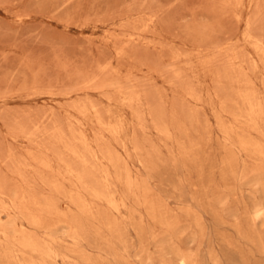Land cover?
Returning a JSON list of instances; mask_svg holds the SVG:
<instances>
[{"label":"rangeland","instance_id":"obj_1","mask_svg":"<svg viewBox=\"0 0 264 264\" xmlns=\"http://www.w3.org/2000/svg\"><path fill=\"white\" fill-rule=\"evenodd\" d=\"M247 1L240 10L234 0H0V264H183L182 256L188 264H264V110L251 122L239 93L252 80L264 107V45L259 53L244 38L251 21L264 44V0ZM130 34L136 41L128 43ZM205 47L210 57L196 54ZM115 87L140 91L141 115L111 106ZM92 105L125 114L122 137L93 120ZM80 133L99 152L91 177L67 147L71 137L70 148L84 152L73 139ZM70 167L86 184L66 175ZM96 186L126 208L93 197ZM24 235L52 257L22 247Z\"/></svg>","mask_w":264,"mask_h":264},{"label":"bare ground","instance_id":"obj_2","mask_svg":"<svg viewBox=\"0 0 264 264\" xmlns=\"http://www.w3.org/2000/svg\"><path fill=\"white\" fill-rule=\"evenodd\" d=\"M175 1V0H174ZM182 1V0H181ZM246 2V0H234V2L232 3V6L233 7H238V8H240V10H243L244 9V7H245V4H247V3H245ZM248 2V6L247 7H249V8H252V6L254 5V0H249V1H247ZM179 3V2H178ZM171 4V3H170ZM177 4V3H176ZM225 5V4H224ZM175 7V6H174ZM222 7V6H221ZM235 11V10H234ZM236 12V11H235ZM236 15H237V17H239V18H241V14L240 13H236ZM148 21H153V19L152 18H150ZM141 22V21H140ZM136 25V24H135ZM134 25V26H135ZM146 26H147V24H146ZM246 26H247V29H246V32H245V36H244V38H245V40L246 41H248V43L255 49V51L257 50L258 52L259 51H261V52H263L262 51V45H264L263 44V42H262V36H261V34H256V33H254L253 32V25H252V22L250 21V22H248V23H246ZM136 27V26H135ZM143 27V26H142ZM259 28V27H258ZM133 29V28H132ZM257 29V28H256ZM137 31V30H136ZM146 31V30H145ZM149 31V30H148ZM258 31V30H257ZM140 32V31H139ZM131 38H132V41H128V43H132V42H134V41H136V39H135V34H130L129 35ZM138 36V35H137ZM139 38V37H138ZM217 43V42H216ZM225 43V42H224ZM154 44V43H153ZM200 44V43H199ZM144 45V44H143ZM193 45V44H192ZM214 44H212L211 46L212 47H215V46H213ZM217 45V44H216ZM220 45V44H219ZM225 44H222L221 43V45H220V47L217 45V47H218V49H219V54L218 55H220L221 54V56H223V54H224V52H225V48H226V46H224ZM203 47V46H202ZM230 47H232V46H230ZM207 47H205L204 48V50L202 49V50H198V51H196L197 53L196 54H198L199 56L201 55H203L204 54V52H205V49H206ZM210 48V47H209ZM208 48V49H209ZM181 49V48H180ZM215 49V48H214ZM242 49V48H241ZM264 49V48H263ZM129 50V49H128ZM136 50V49H135ZM207 50V49H206ZM210 50V49H209ZM217 50V49H216ZM138 51V50H137ZM186 50H183V54H184V52H185ZM195 51V50H194ZM237 51V50H236ZM127 51L125 50V49H121L120 51H119V53L118 54H120V55H125V53H126ZM142 52V51H141ZM187 52V51H186ZM207 52V51H206ZM205 52V53H206ZM210 52V51H209ZM209 52L208 53H206V55H208L209 54ZM258 52H256L257 53V56H258V54L260 53H258ZM128 53V52H127ZM176 53V52H175ZM192 53V52H191ZM178 54V53H177ZM182 54V53H181ZM181 54L179 55L178 54V56H174L173 57V55L174 54H172V57L171 58H173V60H175V63L179 60V58H181L182 56L184 57L185 56V54L183 55L182 54V56H181ZM239 54H241V53H239ZM263 54H264V52H263ZM127 55V54H126ZM214 55V54H213ZM213 55L211 56V57H213ZM261 55H262V53H261ZM129 56H131V55H129ZM149 56V55H148ZM193 56V55H192ZM186 57V56H185ZM204 57H210L209 55L208 56H204ZM121 58V57H120ZM146 58V57H145ZM149 58V57H148ZM197 58V57H196ZM200 58H203V57H200ZM261 58V57H260ZM166 59V58H165ZM208 59V58H207ZM149 60V59H148ZM172 60V59H171ZM181 60V59H180ZM212 60V59H211ZM210 60V61H211ZM240 60V59H239ZM118 61V60H117ZM188 61V60H187ZM186 61V62H187ZM208 61V60H207ZM214 60H212V62H213ZM261 61H263V60H261ZM188 62H190V61H188ZM187 62V63H188ZM192 62V61H191ZM241 62H243L242 60H241ZM252 62H254V70L255 71H257V69L259 68L258 67V63L256 64V62H255V60H253ZM135 63V62H134ZM174 63V62H173ZM206 63V60H205V62L203 63V64H205ZM105 64V63H104ZM121 64V63H120ZM144 64V63H143ZM208 64H211V62L210 63H208ZM207 64V65H208ZM253 64V63H252ZM140 65V64H139ZM164 65V64H163ZM209 66V65H208ZM143 67V66H142ZM111 69V68H110ZM179 70V69H178ZM177 70V74H179L180 72L179 71H182L181 69L178 71ZM190 70V69H189ZM194 70V69H193ZM254 71V72H255ZM110 72V71H109ZM111 72H113V71H111ZM131 72V71H130ZM195 72V71H194ZM244 72V71H243ZM185 73H186V71H185ZM90 74V73H89ZM176 74V75H177ZM183 74V73H182ZM243 74V73H242ZM112 75V74H111ZM175 75V76H176ZM180 75H181V73H180ZM219 75V74H218ZM239 75V74H238ZM127 77H128V75H126ZM199 76V75H198ZM235 76V75H234ZM244 76V75H243ZM162 77H164V76H162ZM178 77H179V75H178ZM182 77H184L183 75H181V79H182ZM190 77V76H189ZM188 77V78H189ZM228 77V76H227ZM245 77V76H244ZM250 77V76H249ZM131 78H133V76L131 77ZM171 78V77H170ZM187 78V77H186ZM221 78H223V76H221ZM225 78V77H224ZM179 79H180V77H179ZM244 79H246L247 80V78L245 77ZM130 80V79H129ZM183 80V79H182ZM185 80V79H184ZM193 80V79H192ZM246 80H244L245 82H246ZM199 81V80H198ZM239 81V80H238ZM250 81H252V80H250ZM248 82V84H247V86H246V88H243V89H240L239 87V89H240V91H239V93H240V97H244V98H246L247 99V102H248V105H249V109L247 110V108H245L246 110V112H248V113H246V112H244V113H246L245 115H246V117L247 116H250L249 118L251 119V122H254V121H256L255 120V118H258V116H260V115H262L263 114V110H264V107H263V105H262V103L254 96V92H252V88H253V86L255 85H253L251 82ZM182 82V81H181ZM186 82V81H185ZM194 82V81H193ZM222 82V81H221ZM187 83V82H186ZM247 83V82H246ZM188 84H190L189 82H188ZM179 85V84H178ZM187 85V84H186ZM185 85V86H186ZM253 85V86H252ZM188 86V85H187ZM188 88H190V85H189V87ZM192 88V87H191ZM233 88V87H232ZM238 88H237V94H238ZM185 89H187V88H185ZM107 90V89H106ZM133 90V92H129V91H127V90H125L124 89V87L123 88H121V87H118V88H116L115 87V89H114V93L112 94V95H108V96H106L107 97V99L109 100V102L111 103V106L114 104H116V105H120V106H125V107H127V108H129V109H131L132 111H133V109H134V111L133 112H135V114H137L136 113V111H135V108L136 107H138V105L141 103V94H139V92H138V90L137 89H135L136 91H134V89H132ZM131 90V91H132ZM187 91H191V90H187ZM235 91V90H234ZM51 92V91H50ZM166 93V92H165ZM190 93L191 92H189V95H190ZM193 93H195L194 91H193ZM253 93V94H252ZM160 94H162V93H160ZM256 94V93H255ZM191 95H192V93H191ZM191 95H190V97H191ZM195 95V94H194ZM197 95V94H196ZM200 95H202V94H200ZM156 96V95H155ZM162 96V95H161ZM173 96V95H172ZM149 97V96H148ZM192 97H193V95H192ZM195 97V96H194ZM90 98V97H89ZM198 97H196L195 99H197ZM153 99V98H152ZM168 99V98H167ZM242 99V98H241ZM148 100V99H147ZM173 100V99H172ZM243 100V99H242ZM84 101H87V100H84ZM152 101V100H151ZM174 101H177V100H174ZM152 102H155V100L154 101H152ZM160 102H161V100H160ZM198 102V101H197ZM87 103V102H86ZM164 103V102H163ZM176 103V102H175ZM182 103V102H181ZM245 103V102H244ZM165 105H166V103H164ZM162 105V104H161ZM172 105V104H171ZM74 106V105H73ZM157 106V105H156ZM176 106H177V103H176ZM185 106V105H184ZM246 106V105H245ZM92 107V109L94 110V116L92 115V113H91V115H92V118H93V120H95L96 122H97V124L98 125H100L102 128H103V130H105V131H107L110 135H112L111 137H116L117 139L118 138H120V137H122L123 136V134L125 133L124 131H125V129H124V121H125V119H124V113H122V114H120V113H118L119 111H117V112H114V111H109V114H108V116L107 115H103L102 113H101V111L96 107V106H94V105H92L91 106ZM117 107V106H116ZM159 107V106H158ZM113 108V107H112ZM111 108V109H112ZM175 108V107H174ZM86 109H87V111H88V108H86V107H83L82 108V113H84V115H86ZM120 109V108H119ZM159 109V108H158ZM162 109V108H161ZM161 109H159L160 111H162ZM176 109V108H175ZM177 109H178V107H177ZM194 109V108H193ZM217 109V108H216ZM114 110V109H113ZM136 110H138V108H136ZM155 110V118L157 117V115H156V111H157V109H154ZM187 110V109H186ZM197 110V109H196ZM92 111V110H91ZM122 111H125L124 109H122L120 112H122ZM165 111V110H164ZM183 111V110H182ZM126 112V111H125ZM139 110H138V114H139ZM159 112V111H158ZM178 112V111H177ZM89 113V114H90ZM142 113V112H141ZM153 113V112H152ZM161 113V115H163L164 113L163 112H159L158 114H160ZM175 113V112H174ZM185 113V112H184ZM188 113V112H187ZM78 114V113H77ZM88 114V113H87ZM180 114V113H179ZM189 114H190V112H189ZM139 115H141V114H139ZM139 115H137V117L139 116ZM143 115H145V114H143ZM154 115V114H153ZM241 114L239 115V119H241ZM244 116V115H243ZM264 116V115H263ZM143 117V116H142ZM142 117H139L138 119H139V121H141V118ZM235 117H237L236 115H235ZM127 118V117H126ZM135 118V117H134ZM144 118V117H143ZM157 118H159V117H157ZM195 118H196V115H195ZM184 119H185V116H184ZM193 119V118H192ZM143 120V119H142ZM160 120V119H159ZM197 120V119H196ZM195 120V121H196ZM201 120V119H200ZM249 120V119H248ZM144 121V120H143ZM156 121V120H155ZM161 121V120H160ZM33 122V121H32ZM179 122V121H178ZM158 123V122H157ZM168 123V122H167ZM250 122H248V124H249ZM80 124V123H79ZM196 124V123H195ZM250 124H252V123H250ZM249 124V125H250ZM261 124V123H260ZM126 125V124H125ZM165 125V124H164ZM222 125V124H221ZM135 126H136V124H135ZM178 126H180V125H178ZM253 126H254V128H256L257 127V124L255 123V124H253ZM24 127V126H23ZM165 127V126H164ZM164 127H163V129H164ZM252 127V126H251ZM25 128V127H24ZM32 128V127H31ZM157 129H159L158 127H156ZM166 128V127H165ZM163 129H161V130H163ZM169 129V128H168ZM181 129V128H180ZM23 130V129H22ZM40 130V129H39ZM135 130V129H134ZM170 130V129H169ZM97 131H99V130H97ZM140 131V130H139ZM161 132V131H160ZM17 133H18V130H17ZM59 133H60V136L61 137H63V135H62V133L59 131ZM95 133V132H94ZM163 133H165L164 132V130H163ZM171 133V132H170ZM251 133V132H250ZM74 134V133H73ZM104 134V133H103ZM141 133H139V135H140ZM162 134V133H161ZM166 134V133H165ZM258 134V133H257ZM16 135V134H15ZM19 135H21V134H19ZM57 135H58V133H57ZM57 135H55V136H57ZM97 135V134H96ZM122 135V136H121ZM169 134H166V136H168ZM29 136V135H28ZM59 136V137H60ZM65 136V135H64ZM67 136V135H66ZM65 136V137H66ZM16 137H18V136H16ZM33 137V136H32ZM31 137V135H30V138H32ZM58 137V136H57ZM57 137H55V138H57ZM58 137V138H59ZM64 137V138H65ZM168 137H171V135H169ZM29 138V139H30ZM64 138H62V140H64ZM68 138V136L65 138V140ZM71 138V137H70ZM70 138H68L67 140H68V142H69V144H70V141H71V143H72V139H70ZM135 138V137H134ZM59 139H61V138H59ZM74 139V141L75 140H77V141H75V142H78L83 148H84V150L83 149H81L82 151H84L83 153H80V151H78L79 149H77V151L79 152H77L76 151V149H74V147L72 148V144H71V148H70V146H69V144L65 141V143H67L68 144V149H70L71 150V152H73L75 155H76V157H78L80 160V165H84V166H86V168L85 167H83V169H81V170H84V172H86V171H88V169H87V166H88V164H90L91 162H97V161H99L100 160V156H99V152L97 151V150H95V149H93V147L90 145V143H89V140H88V137L84 134V133H80V135H77V137H75V138H73ZM115 139V138H114ZM57 140V139H56ZM60 141V140H59ZM124 141V140H123ZM243 141V140H242ZM61 142V141H60ZM62 142H64V141H62ZM59 143V142H58ZM63 144V143H60V144H63L62 145V147L64 146V145H67V144ZM74 143V142H73ZM251 144V143H250ZM77 145V144H76ZM242 145H243V147H245V146H249V144L248 143H246V142H244L243 141V143H242ZM47 146V145H46ZM81 146H79V147H81ZM98 146H100L101 147V149H102V146L100 145V144H98ZM256 146V151L257 152H259L260 154H263V150H262V148L259 146H257V145H255ZM37 147V146H36ZM39 147V146H38ZM66 147V146H65ZM66 147V148H67ZM78 147V146H77ZM64 148V147H63ZM99 148V147H98ZM97 148V149H98ZM255 148V147H254ZM49 149V148H48ZM65 149V148H64ZM68 149H67V151H68ZM100 148H99V150H101ZM44 150V149H43ZM46 150V149H45ZM49 150H51V149H49ZM69 150V151H70ZM103 150V149H102ZM110 151V150H109ZM106 153V151L105 150H103V153ZM255 152V151H254ZM70 153V152H69ZM72 153V154H73ZM256 153V152H255ZM107 154V153H106ZM101 156H102V154H100ZM59 156V155H58ZM71 156V155H70ZM110 156V155H109ZM49 157V156H48ZM75 157V156H74ZM103 157H104V155H103ZM35 158V157H34ZM37 158V157H36ZM109 158H111L112 159V156L111 157H109ZM38 159V158H37ZM40 159V158H39ZM104 159V158H103ZM114 159V158H113ZM61 160H63L62 158H61ZM65 160V159H64ZM63 160V161H64ZM42 161H43V167H45L46 166V168L48 167V169H49V167L51 166L50 165V163H48V162H44V159L42 160V159H40V162L39 161H37L36 160V163L38 162V164L39 165H41L42 164ZM59 161H60V157H59ZM67 161V160H66ZM103 161H105V160H103ZM53 161H51V163H52ZM65 162V161H64ZM68 162V161H67ZM109 162H111L110 160H109ZM66 163V162H65ZM71 163V162H70ZM79 163V162H78ZM22 164H24V162L22 163ZM29 164V163H28ZM95 164V163H94ZM112 164H113V162H112ZM27 165V164H26ZM25 165V166H26ZM67 164H65V166H66ZM82 165V166H83ZM92 165V164H91ZM117 165V164H116ZM30 166V165H29ZM74 166V165H73ZM81 166V167H82ZM31 167V166H30ZM75 168H80V167H78V166H74ZM117 168V167H116ZM69 170H64V172H66V171H68V173H69V176L70 175H73V176H75V171L70 167V168H68ZM95 169V168H94ZM93 169V170H94ZM107 169V168H106ZM105 169V170H106ZM125 169V168H124ZM123 169V170H124ZM207 169V168H206ZM20 168H19V172H18V174H20ZM51 170V169H50ZM62 170V169H61ZM80 170V171H81ZM86 170V171H85ZM93 170H90V171H93ZM208 170V169H207ZM54 171V170H53ZM79 171V172H80ZM121 171V170H120ZM203 171V170H202ZM99 172V171H98ZM101 172V171H100ZM21 173H22V171H21ZM40 173V172H39ZM50 173V172H49ZM67 173V172H66ZM68 173L66 174V175H68ZM77 173H78V171H77ZM87 173H89V177H91V176H94L95 174H94V172H93V174H92V172L90 173L89 171L88 172H86V175H87ZM41 174V173H40ZM47 174V173H46ZM53 174H54V172H53ZM83 174H85V173H83ZM83 174H80V173H78V175L77 176H75L76 177V180L79 182V184H86L85 183V178H86V176L85 175H83ZM119 174H120V172H119ZM127 174V173H126ZM27 175V174H26ZM62 175V174H61ZM111 175V174H110ZM116 175V174H115ZM203 175V174H202ZM20 176H23V174L21 175L20 174ZM28 176H30L29 174H28ZM45 176V175H44ZM103 176V175H102ZM121 176H122V174H121ZM207 176V175H206ZM71 177V176H70ZM112 177V176H111ZM23 178V177H22ZM25 178V177H24ZM53 178V177H52ZM119 178V177H118ZM121 178V177H120ZM33 179V178H32ZM73 179H74V177H73ZM113 179V178H112ZM64 180V179H63ZM91 180V179H90ZM95 180V179H94ZM125 180H127V183H128V185H129V187L131 188V187H133V183H132V181H131V179L129 178V177H127ZM46 181V180H45ZM44 181V182H45ZM49 181V180H48ZM48 181H47V184H48ZM57 181H59V180H57ZM65 181V180H64ZM75 181V180H74ZM102 183L107 187V188H110L111 187V182H110V176H109V173L108 172H105L104 173V177H103V179H102ZM112 181V180H111ZM114 181V180H113ZM87 182V181H86ZM95 182V181H94ZM97 182V181H96ZM95 182V183H96ZM98 182H99V180H98ZM101 182V181H100ZM51 183V182H50ZM55 183V182H54ZM70 183V182H69ZM45 184H46V182H45ZM78 184V183H77ZM76 184V185H77ZM89 184V183H88ZM100 184V183H99ZM102 184V186H104ZM52 185V186H51ZM51 185H49L48 184V186H51V187H53V183H51ZM59 184H57L56 185V183H55V186L57 187ZM69 185V184H68ZM54 186V187H55ZM81 186V185H80ZM79 186V187H80ZM90 186V185H89ZM93 186H95V184L93 185ZM97 186H98V183H97ZM97 186L95 187V188H92V190H91V193H92V191H93V197H96V198H99V200L101 199V198H104L106 201H107V203L109 204V206L112 208V209H114L116 212H118V213H121L122 212V210L124 209V208H126V203H125V200L124 199H122V198H118L116 195H114L113 193H108V194H106V193H104V191L102 192L101 190H99L98 188H97ZM53 187V188H54ZM55 187V188H56ZM60 187H62V186H59V188L58 189H60ZM66 187V186H65ZM76 187H78V186H76ZM82 187V186H81ZM87 188V187H86ZM104 188V187H103ZM111 189V188H110ZM56 190H57V188H56ZM78 190H82V188L81 189H79L78 188ZM123 190H124V188H123ZM34 191V190H33ZM106 191V190H105ZM138 191V190H137ZM88 192V191H87ZM86 192V193H87ZM1 193V192H0ZM225 194V193H224ZM180 195H181V193H180ZM4 196H5V194H4ZM25 198V197H24ZM23 198V199H24ZM30 198V197H29ZM36 199H37V197H35ZM76 198H78V197H76ZM95 198V199H96ZM135 198V197H134ZM22 199V201H24ZM82 199V198H81ZM71 200H72V198H71ZM74 200V199H73ZM72 200V201H73ZM84 200V199H83ZM29 201V200H28ZM47 201V200H46ZM50 201V200H49ZM48 201V202H49ZM77 201V200H76ZM75 201V202H76ZM78 201H79V199H78ZM77 201V202H78ZM25 202H26V200H25ZM31 202V201H30ZM47 202V203H48ZM68 202V201H67ZM74 202V203H75ZM81 201H79V203H80ZM27 203V202H26ZM25 203V204H26ZM35 203V202H34ZM39 203V202H38ZM71 203V202H70ZM78 203V204H79ZM87 203V202H86ZM141 203V202H140ZM24 204V205H25ZM33 204V203H32ZM36 204V203H35ZM52 204H53V202H52ZM72 204H73V202H72ZM77 204V203H76ZM75 204V205H76ZM143 204V203H142ZM39 205V204H38ZM41 205H43L42 203H41ZM48 205H49V203H48ZM136 205V204H135ZM46 206V205H45ZM53 206H54V204H53ZM52 206V207H53ZM76 206H78L79 207V205H76ZM40 208H42L41 206H40ZM47 208V207H46ZM50 208V207H49ZM55 208V207H54ZM53 209V208H52ZM82 209H83V213L84 214H90V212H89V210H88V208H87V206H85V204H83L82 205ZM46 210H48L47 212H49V209H46ZM81 210V209H80ZM41 211V210H40ZM40 211H39V213H40ZM56 210H54V212H55ZM82 211V210H81ZM216 211V210H215ZM30 212L32 213V215H34L35 217H31L32 219H31V221H32V223L33 224H36V225H38V224H41L40 223V220H39V216H36L35 214L36 213H34L33 214V212L32 211H29L28 213L30 214ZM42 213V212H41ZM40 213V214H41ZM51 213V212H50ZM52 213H53V211H52ZM136 213V212H135ZM256 213V217H260V216H262L263 215V211L262 210H258L257 212H255ZM28 214V215H29ZM40 214H38V215H40ZM58 214V213H57ZM92 214V213H91ZM112 214V213H111ZM31 215V214H30ZM50 215V214H49ZM93 215V214H92ZM130 215V214H129ZM134 215V214H133ZM58 216H60V213H59V215ZM62 216V215H61ZM37 217V218H36ZM52 217V216H51ZM94 217H96L95 215H94ZM144 217V216H143ZM29 218H30V216H29ZM50 218V217H49ZM66 219H68V218H66ZM132 219V218H131ZM64 222V221H63ZM113 222H115V221H113ZM143 222V221H142ZM66 223V222H65ZM140 223V222H139ZM32 224V225H33ZM122 224V223H121ZM113 226L111 227V230L113 231V232H117L118 231V228H117V226H118V224L116 225V223H113L112 224ZM35 226V225H34ZM111 226V225H110ZM135 226V225H134ZM148 226V225H147ZM125 227V226H124ZM76 228H78V227H76ZM81 229V228H80ZM80 229L78 230V229H76L75 231H74V234H75V237H74V239L75 240H77V238H78V236H79V231H80ZM164 231V230H163ZM97 233V232H96ZM73 234V235H74ZM34 235V234H33ZM159 236V235H158ZM123 237V236H122ZM24 239L22 240V247H24V248H26V249H29L30 251H32V252H40L41 253V255L43 256V257H52V255H53V252L51 251V249H44V247L42 246V248L40 247V245L37 243V241L35 240V238L33 237H30V236H25L24 235V237H23ZM81 238V237H80ZM125 239V238H124ZM254 241V240H253ZM52 242V241H51ZM113 242V241H112ZM158 243V242H157ZM17 248V247H16ZM146 248V247H145ZM233 248V247H232ZM144 249V248H143ZM6 250V249H5ZM145 250V249H144ZM237 250V249H236ZM8 253V252H7ZM102 253V252H101ZM5 254V253H4ZM106 254V253H105ZM7 256V255H6ZM5 256V257H6ZM9 256V255H8ZM57 256H58V254H57ZM134 256V255H133ZM10 257V256H9ZM123 257V256H122ZM40 258V257H39ZM144 258V257H143ZM68 259V258H67ZM70 259V258H69ZM123 259V258H122ZM7 260V259H6ZM127 260V259H126ZM147 260V259H146ZM181 262L183 263V264H188V262H189V260H188V258L187 257H185V256H182L181 257ZM9 261H11V259L9 260ZM8 261V262H9ZM10 263V262H9ZM22 263H23V261H22ZM3 264V263H2ZM4 264H6V262L4 263ZM15 264V263H14ZM42 264V263H41Z\"/></svg>","mask_w":264,"mask_h":264}]
</instances>
